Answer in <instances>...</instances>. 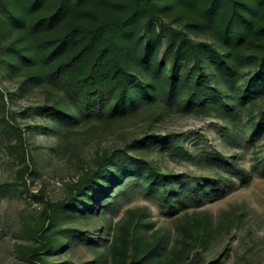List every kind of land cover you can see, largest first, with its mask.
<instances>
[{
  "label": "rangeland",
  "instance_id": "rangeland-1",
  "mask_svg": "<svg viewBox=\"0 0 264 264\" xmlns=\"http://www.w3.org/2000/svg\"><path fill=\"white\" fill-rule=\"evenodd\" d=\"M123 1L85 0L52 29L35 36H52L72 23L87 24L93 15L109 17L120 11ZM155 1L166 6L162 22L223 52L239 71L240 87L255 78V93L223 117L196 107L181 111L154 101L114 120L60 127L46 108L56 106L74 113L75 105L62 89L34 79L37 65L10 48L32 57L34 37L8 20L0 8V117L22 132V138H18L15 133L5 135L0 131V264H264L263 176L254 175L248 186L237 185L221 199H209L173 215L138 191V186L149 184V166L173 174V185L178 187L184 181L204 182L215 174L205 163L207 153L226 158L235 155L242 166L249 168L252 150L264 152V129L257 135L253 128L257 112L264 107V35H254L238 47H224L211 31L193 25L195 15L174 0ZM4 2L15 10L16 0ZM53 7L54 0H47L29 16L47 14ZM254 21L257 27L264 26V5ZM155 27L161 38L156 57L167 64L170 54L162 49L166 31L158 21ZM127 62L131 71L144 76L133 59ZM181 70L186 78L195 76L191 56L182 62ZM204 70L207 77L202 84L218 86L226 94L218 75L206 63ZM256 74L262 78H256ZM7 142L10 147L5 146ZM113 153L116 159L127 156L142 163L123 170L121 179L104 185L107 194L96 202L89 219L72 220L60 215L43 234L48 222L42 225L43 204L36 196L44 201L64 198L69 184L83 169L94 167L97 157ZM111 201H118V205L107 208ZM142 217L147 222L142 227L146 245L156 238L162 241L153 262L139 263L133 251L126 248L109 252L108 262L103 263L108 244L99 241L102 233L111 239L121 223ZM102 224L106 226L104 231ZM64 230H76L74 241L60 242L58 252L46 249L44 236L50 234L49 240L56 234L58 240ZM116 239L121 241L119 233Z\"/></svg>",
  "mask_w": 264,
  "mask_h": 264
},
{
  "label": "trees",
  "instance_id": "trees-1",
  "mask_svg": "<svg viewBox=\"0 0 264 264\" xmlns=\"http://www.w3.org/2000/svg\"><path fill=\"white\" fill-rule=\"evenodd\" d=\"M45 1L16 0L15 10H11L4 0H0V8L8 20L34 37L32 57L10 48L17 56L37 65L34 79L62 89L75 105L74 113H67L56 106L46 108L60 127L91 120H114L136 111L144 103L154 101L181 111H191L196 107L223 117L230 114L235 105L246 103L255 93V78H250L240 87L238 69L217 46L207 41H194L185 30L162 22L160 17L166 6L155 0H125L120 3V11L109 17L93 15L92 21L87 24L72 23L60 33L37 38L35 34L52 29L68 11L79 7L85 0H54V7L49 13L30 17L29 14L39 10ZM174 2L194 14L196 19L193 25L199 30L211 31L224 47H238L254 35H264V26L257 27L254 21L264 0ZM157 21L166 31L162 49L170 54L167 64L156 57L161 43L155 27ZM189 56L193 58L197 71L195 76L186 78L181 67ZM128 59L137 63L143 77L129 69ZM204 63L218 75L227 89L226 94L218 86L202 84V80L207 77ZM255 77L262 78L258 74ZM225 99L230 100V103ZM253 123L258 135V130L264 129V107L257 112ZM0 131L5 135L12 132L22 138L18 127L4 123L2 117ZM5 146L10 147V144L7 142ZM114 156L113 153L97 157L94 167L83 169L76 181L69 184L64 198L44 201L36 196L39 203L43 204L42 225L48 222L42 230L43 234L48 232L52 222L60 215L72 220L80 217L89 219L95 211L96 202L107 194L104 185L113 182V179H121L123 170L142 163L127 156L121 159ZM204 160L208 167L215 170V174L204 182L184 181L174 187L173 174L149 166V184L138 186V191L155 201L168 215H173L199 207L206 200L221 199L237 185L248 186L254 175L264 177V152L257 149L252 150L249 168L242 166L235 155L226 158L207 153ZM20 174L23 175V170ZM117 205L118 201H111L107 208ZM124 222L111 239L105 238L102 233L99 241L108 244L106 253L102 255L103 263L108 262L109 252L126 248L133 251L131 254L139 263L153 262L154 255L162 245L161 238L146 245L142 232V227L147 224L145 219L129 218ZM64 231L58 240L54 236L56 234L49 240L50 234L44 236L46 249L54 248L51 251L58 252L60 242L68 239L73 242L76 230ZM118 233L121 241L116 239ZM34 257L39 258L38 255Z\"/></svg>",
  "mask_w": 264,
  "mask_h": 264
}]
</instances>
